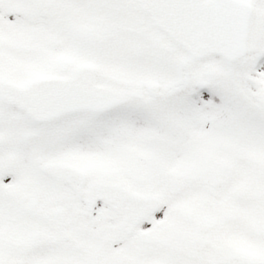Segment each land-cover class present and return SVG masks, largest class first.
<instances>
[{
    "label": "snow or ice",
    "instance_id": "snow-or-ice-1",
    "mask_svg": "<svg viewBox=\"0 0 264 264\" xmlns=\"http://www.w3.org/2000/svg\"><path fill=\"white\" fill-rule=\"evenodd\" d=\"M0 264H264V0H0Z\"/></svg>",
    "mask_w": 264,
    "mask_h": 264
}]
</instances>
